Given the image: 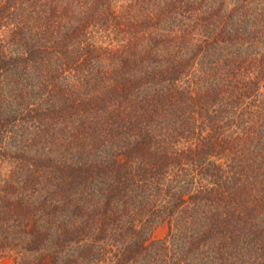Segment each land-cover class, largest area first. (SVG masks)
<instances>
[{
    "label": "trees",
    "instance_id": "obj_1",
    "mask_svg": "<svg viewBox=\"0 0 264 264\" xmlns=\"http://www.w3.org/2000/svg\"><path fill=\"white\" fill-rule=\"evenodd\" d=\"M148 1L0 0V259L264 264V2Z\"/></svg>",
    "mask_w": 264,
    "mask_h": 264
},
{
    "label": "rangeland",
    "instance_id": "obj_2",
    "mask_svg": "<svg viewBox=\"0 0 264 264\" xmlns=\"http://www.w3.org/2000/svg\"><path fill=\"white\" fill-rule=\"evenodd\" d=\"M260 3L261 2H264V0H258ZM137 2H139V1H137ZM136 2V3H137ZM158 1L156 0V1H154V0H151V1H148V2H144L143 4H140L139 5V3H138V5H139V7H141L142 9H143V7H144V9L143 10H145V12H149V11H153V9H155V7L156 6H154L155 5V3H157ZM123 3H119L118 5H117V7L116 8H119V7H121V6H124V5H122ZM154 4V5H153ZM165 4V3H164ZM161 6V5H160ZM261 7H263L264 8V5L263 6H261ZM138 10H140V9H138ZM138 10H137V8L136 7H134V13H138ZM264 10V9H263ZM141 11V10H140ZM104 36H105V33H104ZM106 38H105V40L107 39V40H110V39H112V38H116V36L114 35V34H112V33H109V32H107L106 33V36H105ZM167 233H168V227L167 226H162L161 228H159L156 232H155V238H158V239H161V238H164L166 235H167ZM8 254V257L7 258H3V259H0V264H14V261H13V259L11 258V257H9V256H11L12 254H11V252H8L7 253ZM30 261V260H29Z\"/></svg>",
    "mask_w": 264,
    "mask_h": 264
}]
</instances>
